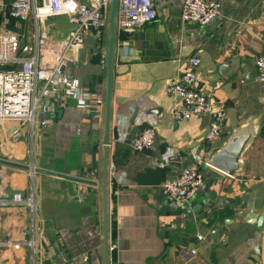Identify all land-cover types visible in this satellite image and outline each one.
Here are the masks:
<instances>
[{"label":"crops","instance_id":"obj_1","mask_svg":"<svg viewBox=\"0 0 264 264\" xmlns=\"http://www.w3.org/2000/svg\"><path fill=\"white\" fill-rule=\"evenodd\" d=\"M181 1L153 0L156 20L130 34L116 30L104 190L111 2L106 29L86 33L65 68L78 89L91 90L103 101V109L83 111L69 99L54 110L39 107L33 125L0 121V192L9 200L0 206V243L18 244L0 248V264H106L104 196L107 264L263 261L264 222L261 228L257 224L264 216V83L257 79L254 61L264 56V0H205L220 4L217 18L206 26L182 22ZM46 20L49 43L64 40L74 28L66 16L48 18L51 25ZM18 35L23 43H34L32 18ZM192 56L200 59L197 89L212 110L226 113L223 135L211 142L206 117L175 121L168 113L180 101L167 88L189 68ZM249 119L257 133L243 155L242 170L230 177L207 166ZM146 128L155 131L153 145L133 151L130 142ZM191 153L200 157L205 180L210 171L220 178L189 203L177 204L161 184L192 163ZM83 169L95 170L98 185ZM16 193L24 199L33 193V209L11 202ZM28 241L33 249L24 244Z\"/></svg>","mask_w":264,"mask_h":264},{"label":"built area","instance_id":"obj_2","mask_svg":"<svg viewBox=\"0 0 264 264\" xmlns=\"http://www.w3.org/2000/svg\"><path fill=\"white\" fill-rule=\"evenodd\" d=\"M111 0H0V121L11 120L33 125L39 107L54 110L69 99H75L77 108L87 112H99L104 103L88 89H78L72 78L65 73L71 62L70 55L83 45V36L94 30L106 29V10ZM115 27L119 33L130 34L157 18L153 0H117ZM216 1L182 0L180 19L185 24L206 26L219 14ZM66 16L73 25L67 37L56 43L47 40L44 21L51 17ZM34 20L35 39L29 45L18 35L22 24ZM126 43H123L125 45ZM100 65L105 66L106 54L101 52ZM189 68L181 73L167 88V94L179 99L180 105L168 111L175 121H187L193 116L208 119L206 139L215 141L224 133L226 113L223 109L212 110L207 97L196 87L195 70L200 59H188ZM6 67L12 70H4ZM259 82L264 83V56L254 61ZM155 131L144 129L130 142L135 152H143L153 145ZM192 163L183 166L179 173L161 184L167 198L177 204L189 203L203 185L205 177L197 153H191ZM86 179L98 185L94 169H83ZM0 192V206L9 202ZM11 202L24 204L33 209V193L27 198L16 193ZM198 239H202L198 236ZM33 249L31 241L25 242ZM12 242L0 243V248L12 247ZM111 248L110 250H112ZM260 264H264V259Z\"/></svg>","mask_w":264,"mask_h":264},{"label":"water","instance_id":"obj_3","mask_svg":"<svg viewBox=\"0 0 264 264\" xmlns=\"http://www.w3.org/2000/svg\"><path fill=\"white\" fill-rule=\"evenodd\" d=\"M116 10L117 0H111L110 11L108 17L109 25V38H108V54H107V84H106V97H105V129L102 148L104 151V167H103V180L100 185L105 189L106 183V170H107V150H108V132H109V114L112 95V81H113V66L115 58L116 48ZM83 55L82 51H78V59L81 60ZM11 67H6L4 70H12ZM257 133V124L253 119H249L241 126L234 129L229 136L228 140L224 142L221 147L213 153L210 159L207 161V166L213 170L225 174L230 177L237 175L243 168V155L251 145ZM215 171H210L209 177L204 181L203 185L197 191L200 195L202 192H206L208 188L213 184L214 179L220 178ZM104 249L106 255L107 264V213H106V201L104 196ZM264 222V216L259 217L258 227L261 228Z\"/></svg>","mask_w":264,"mask_h":264},{"label":"rangeland","instance_id":"obj_4","mask_svg":"<svg viewBox=\"0 0 264 264\" xmlns=\"http://www.w3.org/2000/svg\"><path fill=\"white\" fill-rule=\"evenodd\" d=\"M51 20H46V25H51V22H50Z\"/></svg>","mask_w":264,"mask_h":264}]
</instances>
